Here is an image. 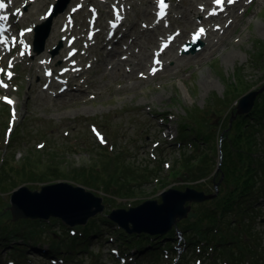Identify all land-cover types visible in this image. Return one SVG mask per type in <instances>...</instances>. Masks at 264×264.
I'll use <instances>...</instances> for the list:
<instances>
[{
	"label": "rangeland",
	"instance_id": "1",
	"mask_svg": "<svg viewBox=\"0 0 264 264\" xmlns=\"http://www.w3.org/2000/svg\"><path fill=\"white\" fill-rule=\"evenodd\" d=\"M26 1L17 3V0H11L13 6L11 9L16 12L24 8V11L21 10L27 16V19L23 20L24 26L29 27L28 33L23 36L27 48H24L21 41L15 54L8 55L4 66L0 67V71L3 72L0 79V167L2 158L14 155L17 163L28 162L30 159L39 163L40 169L45 168L46 165L58 166L67 174L58 181L55 178L42 179V177L34 182L21 181L16 189L27 186L32 191H40L42 186L59 181L77 186L75 178L80 177L78 173L81 174L92 167L104 178H110L120 169L115 167L114 163H111L112 166L108 163L106 166L102 164L103 155L108 154L119 156L120 164L129 166L137 172L135 178L138 179V184H134L136 192L133 195L112 196L99 187H87L86 189L96 196L103 197L105 204L104 212L91 220L107 217L108 212L113 209H129L147 200L160 202L164 190L170 188L184 190L190 185L171 176L173 165L180 161L182 145L178 143V134L182 122L193 113L194 109H205L217 97L225 99L229 84L231 89L225 111L219 115L220 118L211 116L215 133L210 141V158L218 164L216 170L220 169L223 162V156L220 157L221 139L229 133L221 124L222 116L227 118L224 124L228 121L229 113L232 114L234 108L237 111L236 106H239L243 97L252 92H258V97L264 92V31L259 29L264 23V0H254L250 6L237 8L234 11L237 17L230 27L220 36L212 34V38L206 41V49L201 52L183 58H178L176 53L172 58V54H169L170 60L166 69L154 76H147V68L138 67L141 62L149 63L151 56L146 61L145 53L151 55V50L156 45L149 43L148 40L145 42L147 36L145 29L151 25L153 16L151 12L148 16H144L143 13L149 6L150 0H122L121 9L125 12L127 21L131 22L129 26L131 32L128 37L121 38L114 44V49L118 48L120 43L123 44L119 47L120 53H112L108 56L106 54L110 49H103L101 40L104 39L109 21L114 20L111 10L117 4V0H72L69 8L59 16L58 21L54 22L56 17L52 19V24L56 23V27L66 26L69 23V32L65 36L57 35L51 43L46 42L45 51L39 55L31 50L35 37L34 28L47 22L45 16H48L56 0ZM39 1H44L45 4L31 12V6L38 4ZM203 2L205 0H174L176 8L174 25L182 27L183 31L188 33V37L195 24L184 25V18L196 12ZM96 15L99 21L93 28L92 21L95 20ZM94 29H98V36L89 40V36L91 38L95 36ZM44 30L39 33L41 37L44 35ZM70 38L75 39L74 44L69 42ZM222 40L226 45L221 44ZM60 43H62V48L59 49L61 52L54 55L53 52ZM215 45L218 47L221 45L219 47L221 52H213L209 55V49ZM72 49L78 50L77 55H71ZM226 50H234L236 58L226 60L221 54ZM65 52L68 53V64L77 63L82 66L83 82L81 78L78 80V86L71 83L69 91L57 95L59 89L55 88V85L61 83L57 79L62 80L60 74L66 73L68 68L65 64ZM208 57V60L200 64L194 61L198 59L201 62ZM181 59L184 63L180 67L178 65ZM189 59L193 62L189 63ZM119 62H121L120 66H118ZM48 69L57 72L54 81L50 80L48 83V85L52 84L51 93L43 86V78ZM61 85L62 83L59 84ZM4 87L6 89H3ZM256 99L254 103L259 101ZM233 116L236 117L237 114L234 113ZM233 120H230V125ZM95 130H98L99 136L94 133ZM14 137L19 140L11 147L12 142H15ZM256 139L257 143L262 144L259 134L256 135ZM149 169H155L156 177L160 178L159 182L157 178L150 180L149 177L143 176ZM125 178L124 174L118 176V180ZM162 179L168 182L166 188H159ZM257 185L263 183L259 182ZM213 188L214 185H210L209 191L212 192ZM11 194L12 192L8 191L0 193L3 202L8 204ZM110 198L114 201L109 202L107 199ZM262 198L263 201L253 204L255 210L247 213L246 220L239 224L243 230L242 236H245L246 232L252 235L243 237V241L245 249L253 252H248L238 262H230L228 256H223L220 264H254V262L264 264V196ZM249 202L252 203V200L249 199ZM197 206V204L192 205V212ZM234 219L236 223L239 221L238 217ZM181 222L178 226L183 232L179 225ZM85 226H75V228ZM61 227L63 228H60V225L53 226V229H47L46 235H43L50 241L58 238L57 231L62 235L63 229L70 230L69 225L62 222ZM107 228L109 229L104 233L105 239H89V248L82 250V253L74 259L69 258V264H128L129 262L150 264L151 255L146 252L142 254L134 251L130 255L129 251L125 255H114L113 250L118 248L116 225L108 224ZM177 241L178 237L175 236L171 242L174 245ZM49 246L50 244H44L45 249ZM42 248L40 250L33 248L32 251L24 252L25 257L30 259L17 264H61L54 255L66 257L64 252L66 250L58 253H51L50 250V255L44 256L45 249L41 250ZM214 251L217 252L212 248L208 249L203 261L212 262L218 255V252L215 254ZM135 252H138L137 256H133ZM159 253L164 252L161 250ZM169 254L171 257L176 255ZM196 254V248L187 249L178 264L184 263L182 261L184 256L191 260L189 264H202L203 261L196 257ZM164 255L166 258V253ZM12 258L8 256L6 247H2L0 243V264H10L9 259ZM121 258H127L126 262L124 263Z\"/></svg>",
	"mask_w": 264,
	"mask_h": 264
},
{
	"label": "trees",
	"instance_id": "2",
	"mask_svg": "<svg viewBox=\"0 0 264 264\" xmlns=\"http://www.w3.org/2000/svg\"><path fill=\"white\" fill-rule=\"evenodd\" d=\"M227 88L225 99L217 97L205 109L196 108L189 117L184 119L178 134V143L182 145L180 161L171 169L172 178H179L190 183L185 189L192 187L202 190L201 186H203L205 190L209 191L210 185L221 183L219 195L215 200L194 208L189 218L179 224L184 234L188 230L193 232L191 237L186 239V243H189L186 244L188 250L194 249L196 245H201L200 253H197L199 259L203 261L204 254L208 252V249L217 250L218 255L212 262L207 260V263L203 261L202 264H220L223 256H228L230 262H238L248 252H253L245 249L243 241V237L252 235L246 232V235L242 236L243 230L239 224L246 220L247 213L255 210L253 204L258 203L259 198L264 196V93L257 97L256 100L259 101L254 104V109L248 115L234 117L233 114L236 113L234 108L232 114L229 113L228 121H225L224 124L223 122L227 118L222 116L221 124L229 133H226L222 142L223 162L220 169L216 170L218 164L210 158L209 146L215 133L211 116L215 115L220 118L219 115L225 111L224 108L227 106L231 89L229 84ZM228 108L230 107L228 106ZM229 118L230 120L234 119L231 125ZM257 134H259L263 145L257 143ZM18 140L15 138L11 147ZM40 156L42 155L40 154ZM2 159L0 193L13 192L21 181L34 182L40 177L42 179L55 178L58 181L67 174L58 166L46 165L45 168L40 169L39 163L30 159L28 162L17 163L14 155ZM119 161H121L119 156L104 154L102 164L106 166L108 163L112 166L111 163H114L120 171L110 178H104L92 167L89 170H84L81 174L78 173L80 177L75 180L77 184L85 187H99L108 191L112 196L133 195L136 192L134 184H138V179L135 178L137 172H134L129 166L120 164ZM94 166L98 165L94 164ZM121 174L126 176L124 180H118V176ZM143 176L149 177L150 180L157 178L158 182L160 179L156 177L155 169L146 170ZM204 179H207L205 183H197ZM259 182L263 185H257ZM167 184L168 182L162 179L159 188H166ZM249 199L252 200V203L249 202ZM107 200L114 201L111 198ZM9 206L10 202L8 204L3 202L0 196V243L2 247L10 250L9 253L17 257H21L24 252L30 250L29 245L41 248L44 244H50L51 253L66 250L64 251L66 258L74 259L79 253H82V250L89 248V239H105L104 233L106 229H109L107 228L108 224L115 226L107 217H100L91 220L85 227L74 228L73 234L69 233L67 229H63L62 235L57 231L58 238L48 241L45 238L46 230L53 229V226L58 225L63 228L64 225L61 227L60 221L52 219L50 222L23 221L13 224L11 213L8 211ZM234 217L239 218L237 223ZM117 233V241L124 254L137 249L151 255L149 257L150 264H157L164 259V255L159 251L164 247L171 248L170 241L174 238L175 229L162 237H149L144 234L127 235L119 229ZM80 246L83 248H78ZM182 261H184L183 264L191 262L185 256ZM254 264L260 263L254 262Z\"/></svg>",
	"mask_w": 264,
	"mask_h": 264
},
{
	"label": "water",
	"instance_id": "3",
	"mask_svg": "<svg viewBox=\"0 0 264 264\" xmlns=\"http://www.w3.org/2000/svg\"><path fill=\"white\" fill-rule=\"evenodd\" d=\"M69 1L59 0L55 14L63 12ZM43 29H45L43 37L39 36L41 29L37 30L41 46L38 52L42 51L43 43L50 34L51 21ZM36 47H39L37 42ZM257 95L258 92H252L243 97L237 113L250 112ZM215 197L216 195H207L193 188H187L185 191L169 189L161 193V202L147 200L128 210L116 209L110 213L109 219L129 235H164L172 230L178 221L188 217L191 211V205L186 206L188 203H202ZM104 210L102 197L96 196L83 186H74L64 181L44 185L40 191L20 186L12 192L8 208L13 222L49 221L53 218L68 224L71 228L87 225Z\"/></svg>",
	"mask_w": 264,
	"mask_h": 264
},
{
	"label": "bare ground",
	"instance_id": "4",
	"mask_svg": "<svg viewBox=\"0 0 264 264\" xmlns=\"http://www.w3.org/2000/svg\"><path fill=\"white\" fill-rule=\"evenodd\" d=\"M17 2L18 3H23V2H27L26 0H17ZM40 2V1H39ZM37 2L38 4H35V5H32L31 6V9H30V11L31 12H33L35 9H39L41 6H43L44 4H45V2L44 1H42V2ZM152 5H153V0H150L149 1V6H147L146 7V9H145V13H143V15L144 16H148L149 14H150V11H149V7H152ZM60 15H62V13H58V14H56V18H55V21L54 22H56V21H58L59 20V16ZM236 17H237V15H235V17H234V19H236ZM47 18V15L45 16V19ZM99 19V18H98ZM99 21V20H98ZM53 22V24H52V26H51V29L53 30L52 31V33H51V40H50V43L54 40V38L56 39L57 38V35H63L64 33H65V31H62L61 30V26H57L56 27V23H54ZM184 25H189V26H191V25H194V20H192L191 19V16H189V15H186L185 16V18H184ZM43 28H45V24H42L41 26H39V29H43ZM259 29H261L262 31H264V23L263 24H261L260 26H259ZM57 32V33H56ZM97 33V31H95V34ZM93 38V37H92ZM229 39V38H228ZM112 40V38L111 37H109L107 40H106V42H105V44H104V46H107L108 45V43L110 42ZM148 42L149 43H152V44H154V43H156V36H155V34L153 33V34H151L150 36H149V38H148ZM221 44L222 45H226V43L222 40V42H221ZM39 46H40V43H39ZM221 46V45H220ZM219 46V47H220ZM219 47H218V45H215V46H213L212 48H210L209 50V55H211L213 52H215V53H218L219 51L221 52V49L219 50ZM39 49H40V47H38ZM61 50V49H60ZM60 50H58L57 51V53H59V52H61ZM111 50H113L112 48H111ZM65 51V50H64ZM63 51V52H64ZM224 57H225V59L226 60H234L235 58H236V55H235V51L234 50H230V51H228V50H226L225 52H222L221 53ZM39 55V54H38ZM115 56H116V54H114ZM74 56V55H73ZM150 54H148V53H145V57H144V59L146 60V61H148L149 60V58H150ZM64 57H65V64H66V66L68 67V69L69 70H72V68L73 67H77V66H79V64H71V65H69L68 64V60H69V58H67V54L66 53H64ZM209 59V57L208 58H206V59H204V60H201V62H200V60H194L195 62H196V64H200V63H202V61L204 62V61H206V60H208ZM180 61V64L178 65V66H180L181 67V64H183L184 62H182V61H184V60H179ZM188 61H190L189 63H191V62H193V60H191V59H189ZM121 65V62H119L118 63V66H120ZM138 67H142L143 69H146L147 68V66H146V64H143L142 62H141V64H139V66ZM176 69V68H175ZM107 73V71H105L104 72V74H106ZM57 74V73H56ZM80 75H82V74H79V76ZM43 80H44V84H43V86L46 84V82H45V80H46V78H43ZM66 84L68 85L69 84V81L67 80V82H66ZM46 91H48L49 93H51L50 92V86L49 85H47L46 86V89H45ZM193 232L191 231V230H188V231H186V233H185V237H186V239H188V238H190L191 237V234H192ZM186 244H189V243H186Z\"/></svg>",
	"mask_w": 264,
	"mask_h": 264
}]
</instances>
